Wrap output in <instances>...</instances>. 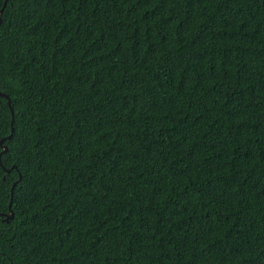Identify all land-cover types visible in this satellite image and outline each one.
Segmentation results:
<instances>
[{"label": "trees", "instance_id": "obj_1", "mask_svg": "<svg viewBox=\"0 0 264 264\" xmlns=\"http://www.w3.org/2000/svg\"><path fill=\"white\" fill-rule=\"evenodd\" d=\"M0 91V264H264V0H0Z\"/></svg>", "mask_w": 264, "mask_h": 264}, {"label": "water", "instance_id": "obj_2", "mask_svg": "<svg viewBox=\"0 0 264 264\" xmlns=\"http://www.w3.org/2000/svg\"><path fill=\"white\" fill-rule=\"evenodd\" d=\"M6 5V4H5ZM1 92V91H0ZM1 96H4V97H6V98H8L7 97V95L6 94H4V93H2V95ZM8 100H9V104H10V99L8 98ZM12 110V109H11ZM12 114H13V116H14V113H13V110H12ZM12 214H11V216H10V218H12ZM9 219V217L6 219V220H8Z\"/></svg>", "mask_w": 264, "mask_h": 264}, {"label": "snow or ice", "instance_id": "obj_3", "mask_svg": "<svg viewBox=\"0 0 264 264\" xmlns=\"http://www.w3.org/2000/svg\"><path fill=\"white\" fill-rule=\"evenodd\" d=\"M0 95H2V92H0Z\"/></svg>", "mask_w": 264, "mask_h": 264}]
</instances>
